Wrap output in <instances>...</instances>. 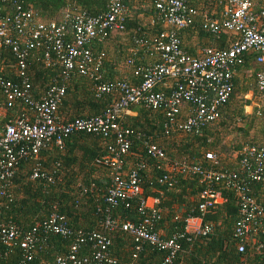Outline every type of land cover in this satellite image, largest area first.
Wrapping results in <instances>:
<instances>
[{"label": "trees", "instance_id": "16d2710c", "mask_svg": "<svg viewBox=\"0 0 264 264\" xmlns=\"http://www.w3.org/2000/svg\"><path fill=\"white\" fill-rule=\"evenodd\" d=\"M155 1L123 0L129 10L124 17L123 29L108 32L101 40L95 39L88 44L93 56L102 55L95 71L100 81H123L128 85H137L141 81V70L161 61L159 52L154 50V42L164 40V29L154 8ZM106 3L107 0H0V15L11 14L13 6L17 5L21 9H30L34 21L47 23L59 20L65 10L69 14L96 15L105 10ZM260 3L261 0H256L257 7H254L258 8ZM225 4L226 0L187 1V6L194 8L196 14L188 25L174 30L179 48L186 55L196 56L203 48L229 45L231 35H214L201 28L202 18L218 20ZM65 37L69 41L68 28ZM24 64L30 98L38 99L49 85L60 82V68L57 64L46 66L43 63L41 48L31 47ZM257 69L254 53L244 52L238 56L230 78V92L218 108L217 118L202 123L195 131L183 132L171 125L164 134L162 126L166 117L162 107L130 105L128 113H123L119 119L120 126L131 132L128 149L122 158V176L137 163H142L143 167L137 170L139 196L145 198L150 194L158 200V219L153 223V229L161 239L181 235L176 238L180 249L166 264H264L263 239L255 238L253 244L245 243L243 251L236 250L239 239L233 229L238 218L237 203L232 192L221 182L212 186L221 191L225 202L210 209L202 218V222L212 225V231L198 237L184 233L183 220L198 215L197 196L203 183L197 175L168 170L171 162L183 161L202 168L237 172V152L241 147L264 144V111L257 112L259 97L254 85ZM0 77L22 88L17 63L9 49L0 52ZM63 83L64 92L56 106V115L62 121L97 115L117 97L115 93L96 96L91 88L93 80L84 74L73 73ZM160 89L167 91V88H154ZM248 92L251 93L250 98H243L242 94ZM246 106H250L248 111ZM191 108L188 102H181L175 119H184ZM28 113L29 109L21 99L7 100L0 92V129L4 123ZM167 136L169 140L164 138ZM142 141L160 147L165 159L146 154ZM165 141L167 143H163ZM112 144L111 135L102 137L78 132L63 137L59 146L50 143L40 149L35 159L26 157L17 161L10 185L4 195H0V222L14 225L19 237L32 234L31 256L27 264H51L54 256H65L78 235L100 232L105 216L112 222L111 228L104 230L109 241V264L163 262L165 249L143 242L135 250L137 243L133 237L120 228L124 221L135 223L140 219L136 210L137 198L117 201L112 206L104 201L107 169L96 166L93 161ZM207 152L214 156L213 161L205 158ZM35 163H38L44 176L31 179L29 175ZM96 170L106 173L107 182L92 178ZM162 174L171 180L169 185L168 181L162 184L156 182ZM90 183L91 189L83 192L82 188ZM249 188L253 197L261 199V183L250 182ZM50 213L62 218L70 229L68 236L43 233L42 224ZM259 243L262 245L257 248ZM90 244L84 239L78 244L75 255H88ZM22 255L23 251L16 244L9 247L0 245V264H19Z\"/></svg>", "mask_w": 264, "mask_h": 264}, {"label": "built area", "instance_id": "2783aa9c", "mask_svg": "<svg viewBox=\"0 0 264 264\" xmlns=\"http://www.w3.org/2000/svg\"><path fill=\"white\" fill-rule=\"evenodd\" d=\"M187 1L154 2V8L158 11L164 29V40L154 42V50L159 52L161 61L143 68L141 81L137 85H128L123 81H100L99 74L95 71L102 55L93 56L88 49L91 41L101 40L108 32L123 29L126 14L123 0H107L105 10L96 15L69 14L65 10L59 20L47 23L34 21L30 9H21L17 5L13 6L11 14L0 15V52L9 49L12 53L22 86L19 88L0 77V92L7 100L21 99L29 109L28 114L4 123L0 129V195H4L10 185L14 166L20 159H35L40 149L50 143L59 146L62 138L69 134L84 132L102 137L111 135L113 144L107 146L105 153L93 161L96 166L107 169L108 182L104 201L112 206L117 201L136 197V210L140 219L135 223L122 222L121 230L133 237L137 243L135 250L139 249L141 243L146 242L165 249L167 252L161 264L169 262L173 254L180 249L176 238L181 235L161 239L153 229V223L158 219V200L155 196H147L149 201L147 197L139 196L137 170L143 167L142 163H137L122 176V158L128 149V137L131 132L120 126V117L130 105L162 107L166 117L162 126L164 134L171 125L183 132L195 131L202 123L217 118V110L230 92L233 67L238 56L244 52L254 53V62L258 66L254 75V85L259 96L257 112L264 111V0H261L258 8L254 7L256 0H226L218 20L202 18L201 28L214 35L229 34L231 39L227 47L203 48L196 56L186 55L179 48L174 31L188 25L191 17L196 14L194 8L187 6ZM67 28L69 41H66L65 37ZM33 46L42 49V60L46 66L57 64L60 68V82L49 85L38 99H32L28 95V85L23 72L27 51ZM73 73L91 78V88L96 96L100 93H115L117 97L97 115L62 121L56 115V106L64 92L63 82ZM156 87L167 88V91L154 90ZM181 102H188L192 108L184 119L178 120L175 116L179 112ZM142 144L150 157L165 159L162 149L157 145L146 141H142ZM204 156L207 160L214 159L208 152ZM237 157V172L202 168L183 161L171 162L168 170L197 175L203 183V188L197 196L198 215L183 220L184 233L190 237L208 235L213 227L202 222V218L210 209L225 202L221 191L212 185L221 182L232 192L238 211L233 233L239 239L236 250L241 252L245 243L253 244L255 238L264 240V144L258 147L244 145L237 152ZM43 176L38 163H35L29 177L32 179ZM166 181L169 185L171 180L165 174L156 179L158 184ZM250 182L263 185L261 199L257 200L250 194ZM91 186L90 183L83 187L82 191H89ZM111 226L112 222L105 216L100 232L78 235L68 253L65 256H54L51 264H109V241L104 230H109ZM42 227L43 233L59 236L70 234V229L55 213L48 215ZM84 239L91 243V251L88 255L77 257L76 249ZM32 242V234L26 233L19 237L14 225L0 222V245L9 247L16 244L23 251L19 264H27L30 260L29 250ZM261 245L262 243H259L257 248Z\"/></svg>", "mask_w": 264, "mask_h": 264}, {"label": "crops", "instance_id": "0c3cea01", "mask_svg": "<svg viewBox=\"0 0 264 264\" xmlns=\"http://www.w3.org/2000/svg\"><path fill=\"white\" fill-rule=\"evenodd\" d=\"M259 97V96H258ZM243 98H246V96H243ZM249 107L250 106H246V109H247V111L249 110ZM92 178L94 179V180H97V181H101L102 183H105V182H107V177H106V173L104 172V171H101V170H96V171H94L93 172V174H92ZM150 195V194H149ZM149 195H147V196H149ZM146 196V197H147ZM151 196V195H150ZM147 201H149V197H147Z\"/></svg>", "mask_w": 264, "mask_h": 264}, {"label": "rangeland", "instance_id": "374dc122", "mask_svg": "<svg viewBox=\"0 0 264 264\" xmlns=\"http://www.w3.org/2000/svg\"><path fill=\"white\" fill-rule=\"evenodd\" d=\"M126 11L129 13V10L127 9V7H126ZM243 96H246V98H248L249 97V95H251V93H245V94H242ZM252 95H254V94H252ZM242 96V97H243ZM252 97V96H251ZM250 98V97H249ZM256 99H257V96H255L254 97V99H253V102H254V104H255V101H256ZM251 100H252V98H251ZM250 104V103H249ZM128 111V110H127ZM126 111V112H127ZM246 111H247V109H246ZM128 113V112H127ZM179 135H177V137H178ZM166 140H169L170 138L167 136V137H164ZM163 143H167L166 141L165 142H163ZM172 147H174V146H172ZM173 148H171V150H172ZM176 158V157H175Z\"/></svg>", "mask_w": 264, "mask_h": 264}]
</instances>
